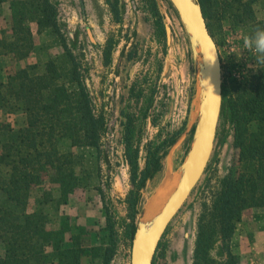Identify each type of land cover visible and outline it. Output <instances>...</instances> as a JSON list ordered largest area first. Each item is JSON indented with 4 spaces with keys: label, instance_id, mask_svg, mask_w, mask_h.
Segmentation results:
<instances>
[{
    "label": "rangeland",
    "instance_id": "obj_1",
    "mask_svg": "<svg viewBox=\"0 0 264 264\" xmlns=\"http://www.w3.org/2000/svg\"><path fill=\"white\" fill-rule=\"evenodd\" d=\"M50 1L55 5L56 26L36 35V47L24 59L1 53V79L6 80L8 73L28 64H36L43 72L46 61L56 59L60 82L70 90L87 88L95 110L106 113L107 124L98 147L72 146L69 138H60L61 150L74 153L79 185L64 203L59 185L45 173L43 182L33 186L28 210H43L50 228L59 227L67 215L73 232H85L84 244L95 249L88 252L83 264H102L103 250L113 246L108 223L112 222L117 236L111 264H130L133 238L126 236L130 222L127 199L136 187L126 154V125L129 119L135 122L132 141L138 150L140 175L150 155L170 148L171 138L179 139L163 159L162 168L141 191L135 219L146 221L160 211L174 189L193 139L200 91L189 38L169 0ZM254 7L257 19L263 20L264 0H258ZM8 13L11 26L9 2L1 4V26ZM159 19L165 27V37L159 30ZM167 24L172 28L170 39ZM32 27L36 32V23ZM215 33L222 67L234 62L241 65V70L234 69L235 76L246 75L257 67L256 58L242 49L246 36L243 28L216 29ZM10 34V27L0 28V40L10 39ZM73 66L77 67L76 73ZM223 76L226 81L224 68ZM0 122L15 128L26 122V114L18 106L0 109ZM238 157L233 127L220 119L210 163L167 227L153 264H192L202 204L210 198L218 180L238 168ZM3 198L0 194V200ZM228 248L237 264H264L262 208L243 215ZM215 254L225 256L220 247Z\"/></svg>",
    "mask_w": 264,
    "mask_h": 264
},
{
    "label": "trees",
    "instance_id": "obj_2",
    "mask_svg": "<svg viewBox=\"0 0 264 264\" xmlns=\"http://www.w3.org/2000/svg\"><path fill=\"white\" fill-rule=\"evenodd\" d=\"M200 1L213 37L216 29L243 28L248 35L254 26L264 25V19L256 17L258 0ZM5 2L11 10V34L10 39L0 40V55L9 53L21 60L35 49L37 34L56 26L55 5L50 0H0V4ZM159 30L165 37L160 19ZM73 67L76 73L77 67ZM241 67L235 62L223 65L227 79L221 113V119L233 127L238 168L221 177L202 204L192 264H237L228 241L248 210H264V65L257 64L246 75H233ZM60 78V67L53 58L46 61L43 72L36 64H28L8 73L6 80L0 77V109L18 106L27 120L18 129L0 122V194L4 197L0 200V264H83L88 252L95 249L84 244L85 232H73L67 215L59 227L50 228L43 210H28L33 186L43 182L45 173L59 185L64 203L79 185L74 153L61 150L60 138H69L72 146L98 147L106 129V113L95 110L87 88L70 90ZM125 130L126 154L136 187L127 199L130 222L126 236L132 239L141 190L162 168L168 148L150 155L140 175L132 119ZM174 143L171 138L169 146ZM108 223L113 246L103 250L102 264H111L115 255L117 234L114 224ZM219 247L225 256L215 254Z\"/></svg>",
    "mask_w": 264,
    "mask_h": 264
},
{
    "label": "water",
    "instance_id": "obj_3",
    "mask_svg": "<svg viewBox=\"0 0 264 264\" xmlns=\"http://www.w3.org/2000/svg\"><path fill=\"white\" fill-rule=\"evenodd\" d=\"M188 35L196 62L199 106L193 139L181 165L176 185L160 211L149 220L135 219L130 264H153L167 227L203 177L213 154L223 109V67L200 0H169ZM168 39L172 28L166 25ZM175 143L168 148L173 151ZM144 189V188H143ZM143 189L141 191H143Z\"/></svg>",
    "mask_w": 264,
    "mask_h": 264
},
{
    "label": "clouds",
    "instance_id": "obj_4",
    "mask_svg": "<svg viewBox=\"0 0 264 264\" xmlns=\"http://www.w3.org/2000/svg\"><path fill=\"white\" fill-rule=\"evenodd\" d=\"M242 49L256 58V64L264 65V25H256L243 39Z\"/></svg>",
    "mask_w": 264,
    "mask_h": 264
},
{
    "label": "crops",
    "instance_id": "obj_5",
    "mask_svg": "<svg viewBox=\"0 0 264 264\" xmlns=\"http://www.w3.org/2000/svg\"><path fill=\"white\" fill-rule=\"evenodd\" d=\"M6 3V2H5ZM1 5V4H0ZM3 5H4V3H3ZM4 19H5V23H3L2 24V26H1V22H0V28L1 27H10V24L8 23V21H10V14L8 13V14H5V17H4ZM2 76V71H1V69H0V77ZM23 114H25L24 112H23ZM26 123H27V120H26V122L25 123H23V124H21V125H19V126H16L15 125V128L16 129H18V128H21V127H24V126H26ZM14 127V126H13Z\"/></svg>",
    "mask_w": 264,
    "mask_h": 264
}]
</instances>
